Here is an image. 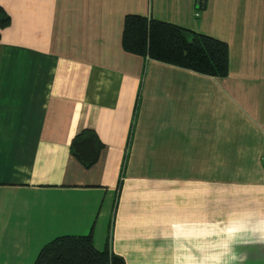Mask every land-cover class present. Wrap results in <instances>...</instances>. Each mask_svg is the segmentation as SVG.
Masks as SVG:
<instances>
[{
  "label": "crops",
  "instance_id": "obj_1",
  "mask_svg": "<svg viewBox=\"0 0 264 264\" xmlns=\"http://www.w3.org/2000/svg\"><path fill=\"white\" fill-rule=\"evenodd\" d=\"M0 4V264L90 230L125 264H264V0ZM127 13L226 41L228 72L126 51Z\"/></svg>",
  "mask_w": 264,
  "mask_h": 264
},
{
  "label": "trees",
  "instance_id": "obj_2",
  "mask_svg": "<svg viewBox=\"0 0 264 264\" xmlns=\"http://www.w3.org/2000/svg\"><path fill=\"white\" fill-rule=\"evenodd\" d=\"M10 19L0 4V35ZM121 44L126 51L202 73L221 76L228 72L226 41L157 17L125 14ZM103 145L96 131L85 127L73 135L69 148L82 165L90 167ZM109 239L110 230L104 246L97 248L91 230L56 235L40 247L31 264H125L124 257L110 249Z\"/></svg>",
  "mask_w": 264,
  "mask_h": 264
},
{
  "label": "rangeland",
  "instance_id": "obj_3",
  "mask_svg": "<svg viewBox=\"0 0 264 264\" xmlns=\"http://www.w3.org/2000/svg\"><path fill=\"white\" fill-rule=\"evenodd\" d=\"M37 253H38V251H37ZM37 253H36V255H37ZM36 255H35V256H36ZM34 258H35V257H34ZM33 260H34V259H33ZM33 260H32V261H33ZM30 264H31V263H30Z\"/></svg>",
  "mask_w": 264,
  "mask_h": 264
}]
</instances>
